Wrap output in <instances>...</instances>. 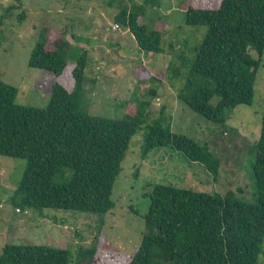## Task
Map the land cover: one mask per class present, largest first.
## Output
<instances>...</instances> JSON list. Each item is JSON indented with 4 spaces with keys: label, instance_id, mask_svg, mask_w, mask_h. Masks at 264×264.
Masks as SVG:
<instances>
[{
    "label": "trees",
    "instance_id": "trees-1",
    "mask_svg": "<svg viewBox=\"0 0 264 264\" xmlns=\"http://www.w3.org/2000/svg\"><path fill=\"white\" fill-rule=\"evenodd\" d=\"M145 3L160 6V0ZM210 4L189 0L186 24L205 26L207 32L203 42L190 49L191 56L181 52V67L168 70L176 78L186 75L178 99L225 129L232 111L252 105L255 99L264 56V0H213ZM19 17L24 20L26 13ZM140 17L139 11L126 6L115 22L134 37L141 53L163 54L164 29L140 24ZM52 32L59 36L51 42ZM52 32L36 44L28 63L32 69L56 75L45 108L16 104L18 88L0 79V156L27 162L15 192L21 209L95 214L100 216L101 231V217L115 208L114 186L139 132H143L142 159L155 150L170 148L190 162L202 164L218 180L220 158L210 146L174 133L172 116L164 108L151 119L147 101L126 102L124 119L90 115L88 103L83 101L89 52L74 56L67 32ZM70 58L77 63L71 64ZM148 93L156 95L154 89ZM249 153L255 157L249 173L254 187L251 201H242L232 190L211 194L158 184L150 196L141 244L121 259L126 264H258L264 245V112L260 137ZM101 247L96 240L91 248L78 249L73 263V254L66 249L6 245L0 264H97Z\"/></svg>",
    "mask_w": 264,
    "mask_h": 264
},
{
    "label": "rangeland",
    "instance_id": "rangeland-1",
    "mask_svg": "<svg viewBox=\"0 0 264 264\" xmlns=\"http://www.w3.org/2000/svg\"><path fill=\"white\" fill-rule=\"evenodd\" d=\"M12 6L16 8L9 10ZM126 6L140 12V24L164 29L163 54L141 53L134 37L118 28L115 18ZM188 8L189 0H160L155 8L147 6L145 0H0V79L18 88L16 104L36 108L48 105L56 75L32 69L28 63L36 44L48 39V31H66L74 56L89 52L83 101L88 103L90 115L124 119L126 102L137 105L147 101L150 119L164 108L172 116L174 133L210 146L221 160L217 181L202 164L192 163L170 148L155 150L144 160L143 132H139L131 141L114 186L115 208L101 217L104 226L100 231V216L95 214L21 209L15 192L27 162L0 156V254L6 245H44L69 250L74 263L78 249H89L98 240L102 251L97 253V264H126L121 255H131L140 246L156 185L171 184L211 194L232 190L242 201L252 200L254 187L249 173L255 157L249 149L261 132L264 56L253 104L234 109L228 128L205 120L177 97L186 75L176 78L168 70L170 66L181 67V52L191 56L190 49L199 46L207 32L205 26L186 24ZM22 12L26 18L20 21ZM58 34L50 33V41ZM251 54L258 58L255 51ZM69 62L77 63L74 58ZM152 89L156 95L148 93ZM239 189L243 191L239 193ZM258 264H264V245Z\"/></svg>",
    "mask_w": 264,
    "mask_h": 264
},
{
    "label": "built area",
    "instance_id": "built-area-1",
    "mask_svg": "<svg viewBox=\"0 0 264 264\" xmlns=\"http://www.w3.org/2000/svg\"><path fill=\"white\" fill-rule=\"evenodd\" d=\"M118 28H120V27L118 26Z\"/></svg>",
    "mask_w": 264,
    "mask_h": 264
}]
</instances>
